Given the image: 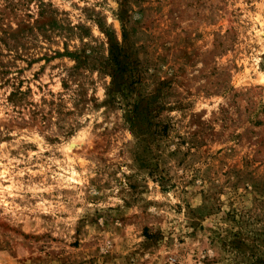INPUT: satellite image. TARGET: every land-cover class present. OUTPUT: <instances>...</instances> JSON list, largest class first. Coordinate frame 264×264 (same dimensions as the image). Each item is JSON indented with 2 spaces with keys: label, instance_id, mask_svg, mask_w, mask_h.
<instances>
[{
  "label": "rangeland",
  "instance_id": "obj_1",
  "mask_svg": "<svg viewBox=\"0 0 264 264\" xmlns=\"http://www.w3.org/2000/svg\"><path fill=\"white\" fill-rule=\"evenodd\" d=\"M0 264H264V0H0Z\"/></svg>",
  "mask_w": 264,
  "mask_h": 264
},
{
  "label": "trees",
  "instance_id": "obj_2",
  "mask_svg": "<svg viewBox=\"0 0 264 264\" xmlns=\"http://www.w3.org/2000/svg\"><path fill=\"white\" fill-rule=\"evenodd\" d=\"M125 14V12H123ZM120 21H123V16L119 17ZM123 34H122V40H126V30L124 27L122 28ZM107 36H109V61L107 63L109 69L111 70L110 72V77L112 79V84L116 87L119 88L123 84L124 80V73L126 72V65L125 59L127 58L123 53L122 49L118 46V44L114 41L113 36L109 33H107ZM136 111V108H135ZM131 113H136L131 111Z\"/></svg>",
  "mask_w": 264,
  "mask_h": 264
}]
</instances>
